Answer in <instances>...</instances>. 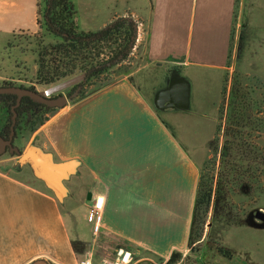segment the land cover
I'll use <instances>...</instances> for the list:
<instances>
[{
    "label": "crops",
    "instance_id": "crops-1",
    "mask_svg": "<svg viewBox=\"0 0 264 264\" xmlns=\"http://www.w3.org/2000/svg\"><path fill=\"white\" fill-rule=\"evenodd\" d=\"M143 1L150 11L144 70L226 73L236 0H142L136 8ZM37 3L0 0V39L7 43L12 33L36 32ZM115 16L124 14L114 13L106 24ZM4 56L0 52V80H6L12 62ZM17 60L24 62L22 56ZM134 72L81 104L60 109L36 135L55 162H78L77 173L88 178L82 179L80 197L90 206L102 199L101 242L127 250L137 263L165 262L189 248L200 165ZM37 260L91 264L89 252L74 248L53 193L0 168V264Z\"/></svg>",
    "mask_w": 264,
    "mask_h": 264
},
{
    "label": "rangeland",
    "instance_id": "rangeland-1",
    "mask_svg": "<svg viewBox=\"0 0 264 264\" xmlns=\"http://www.w3.org/2000/svg\"><path fill=\"white\" fill-rule=\"evenodd\" d=\"M44 1L39 0L40 6L44 5ZM72 1L76 7L78 27L83 31L101 29L114 13L132 16L131 12H136L133 17L142 22L139 33L141 38L138 37L137 49H134L129 61L103 78L101 84L110 85L120 78L124 71H130V74L135 71L134 78L154 106L155 93H162L163 96L164 94L168 95L171 87L173 94L171 98L175 99L180 91V83L177 80L185 79L189 84V109L187 111L160 112L164 118H167L172 131L199 163L200 171L205 163L213 158L217 159L218 167L219 153L223 144L230 139L229 130L234 127H229L226 107L230 90L237 81L242 84L243 94L247 92L252 100L258 102V109L262 114L257 116L264 120V0H236L231 38V59L228 70L226 73H222V76L219 73L215 74L194 68L181 70L174 68L166 72L157 69H143L150 14L149 2L143 1L141 4L143 8H136L142 0ZM19 39L21 40V38ZM16 42L19 43V41ZM20 43L21 49L28 53H25L27 54L25 61L28 62V70L21 71L26 72L25 74L28 76L23 78L30 81L36 70V66L30 61L31 39H22ZM5 45L6 42L0 39L2 58H5L3 53ZM15 72H11L10 76L4 78L18 86L21 85V82L15 80L19 78ZM225 77L228 80L226 84H224ZM235 78H238L237 81ZM0 82L2 81L0 80ZM72 84L73 81L65 80L48 87L36 86L35 89L40 94H46L47 98L58 96L68 98ZM224 86L226 91L222 99ZM96 88L97 86L87 88L84 98H78L77 95L68 98L66 107H75L94 97L99 92H95ZM219 107H222L221 111H219ZM10 117L8 114L2 113L0 127ZM50 117L51 115L47 116V118ZM29 144L41 149L44 153L51 154L48 147L47 149L42 148L43 142L40 134L36 135V132L30 134L23 129L19 132L16 146L25 149ZM257 146L264 149V134L257 140ZM0 160H2L0 168H6L14 175L27 179L37 186L47 188L41 180L34 176L28 165L14 167L15 158L10 154L0 156ZM77 170L74 175L63 182L69 192L68 197L62 203L56 199L62 208L69 233L74 240V248L79 252L83 250L89 252L91 264H104V261L113 262L116 259L120 262L128 251L116 249L107 242H101L100 235L93 232V225L89 222L93 206H90L85 198L78 194L83 188L81 187L82 179L88 180V178L84 173H77ZM250 185L251 187L244 193L239 188H234V194L230 196V204L227 207L215 209L213 203L211 204L202 239L184 252L173 254L165 262L145 260L137 263L136 259L132 257L128 259L127 264H220L222 261L219 259L222 256L217 254L216 246L228 250L231 257L251 258L258 264H264V226L260 225L258 221L254 222L253 217L258 210L264 212V178L258 183ZM249 219L253 222L251 225L248 223ZM121 250L122 254H120Z\"/></svg>",
    "mask_w": 264,
    "mask_h": 264
},
{
    "label": "trees",
    "instance_id": "trees-1",
    "mask_svg": "<svg viewBox=\"0 0 264 264\" xmlns=\"http://www.w3.org/2000/svg\"><path fill=\"white\" fill-rule=\"evenodd\" d=\"M76 15L72 0H45L43 6H40L38 0L36 32L12 33L4 47L7 59L12 60L6 75L10 76L16 70L19 78L15 80L26 81L23 77L28 76L22 71L28 70V62L25 61L28 53L21 49L20 41L31 39L32 48L29 54L31 63L36 66L35 73L28 87L17 86L11 80H1L0 87H23L36 91V86L48 87L71 80L73 84L68 98L73 95L84 98L86 89L91 86H97L95 92L109 86L101 84V80L129 61L134 49H137L142 22L131 15L115 16L99 30L83 31L78 27ZM20 56L24 58L23 63L17 60ZM129 74L130 71H124L116 81ZM227 82L225 77L224 84ZM239 84L237 81L230 90L226 114L229 127L234 128L229 130L230 139L223 144L219 153L218 167L217 159L213 158L205 163L199 174L190 224L189 247L202 239L212 203L215 209L227 207L234 188H239L244 193L251 187V183H258L264 178V149L257 146V140L264 134V120L259 117L262 113L258 109V102L252 100L247 92L243 94L242 84ZM15 104L16 96L0 95V115L5 113L11 116L1 125V136L10 133L11 108ZM220 108L222 107H219V111ZM56 109L35 103L30 98H23L20 106L16 108L15 131L18 134L23 129L30 134L36 132L48 121V115L56 113ZM216 155L217 152L215 157ZM248 221L250 225L253 223L250 219ZM215 249L219 256H232L221 246H216Z\"/></svg>",
    "mask_w": 264,
    "mask_h": 264
},
{
    "label": "water",
    "instance_id": "water-1",
    "mask_svg": "<svg viewBox=\"0 0 264 264\" xmlns=\"http://www.w3.org/2000/svg\"><path fill=\"white\" fill-rule=\"evenodd\" d=\"M180 91L177 98L172 99V89L168 95L162 93H155L154 108L157 111L164 110H179L187 111L189 109V84L183 79L179 78ZM14 95L16 96V104L11 108L12 124L8 140L0 135V156L6 152V148H10V153L19 155V162L21 165H28L34 176L41 180L45 186L53 193L59 202H63L68 197V190L63 184L71 175L76 173L78 162L71 160L66 162H55L49 153H44L41 149L29 144L21 153L17 147H14L12 142L15 137V124L17 119L16 108L21 104L23 98H30L33 102L46 105L49 108L64 109L68 104V99L65 96H58L56 98H47L46 94H40L28 88L23 87H0V95ZM175 94V93H174ZM90 198V194L88 195ZM254 221H258L260 225L264 226V212L258 210L253 215ZM262 226V227H263ZM128 257V254L125 255ZM31 264H48L44 260H37Z\"/></svg>",
    "mask_w": 264,
    "mask_h": 264
},
{
    "label": "flooded vegetation",
    "instance_id": "flooded-vegetation-1",
    "mask_svg": "<svg viewBox=\"0 0 264 264\" xmlns=\"http://www.w3.org/2000/svg\"><path fill=\"white\" fill-rule=\"evenodd\" d=\"M53 98H55V97H53ZM9 134H5L2 137H4L6 140H8ZM18 138H19V134H18V132H16L12 144H13L14 147H17L20 150V152L22 153L24 151V149H21L18 146H16V140ZM4 154H10L11 157L15 158V162L13 164L14 167H20L21 166V163L18 161L19 160V155H17L16 153L11 154L9 147L6 148V152ZM220 260L222 261V263H220V264H258L257 262H254V260H252L251 258H243V257H231V256H229V257H220L219 261Z\"/></svg>",
    "mask_w": 264,
    "mask_h": 264
},
{
    "label": "built area",
    "instance_id": "built-area-1",
    "mask_svg": "<svg viewBox=\"0 0 264 264\" xmlns=\"http://www.w3.org/2000/svg\"><path fill=\"white\" fill-rule=\"evenodd\" d=\"M102 202V199L98 198L93 206V209L92 211L90 212V215H89V222L92 223L93 225V232L95 234H98L99 231H100V221H101V216L100 214L98 213L99 209H100V204ZM122 250L120 251V254H122ZM119 254V255H120ZM129 261H128V257H124L123 260H120V262L116 259L114 260L113 262L111 261H104V264H127ZM84 264H87V263H84Z\"/></svg>",
    "mask_w": 264,
    "mask_h": 264
}]
</instances>
